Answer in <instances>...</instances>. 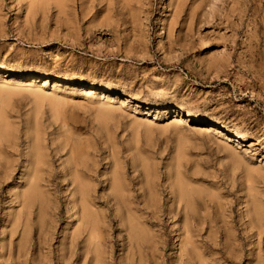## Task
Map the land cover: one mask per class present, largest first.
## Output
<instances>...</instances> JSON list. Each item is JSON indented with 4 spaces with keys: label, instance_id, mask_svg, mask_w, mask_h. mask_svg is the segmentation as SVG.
I'll return each mask as SVG.
<instances>
[{
    "label": "rangeland",
    "instance_id": "1",
    "mask_svg": "<svg viewBox=\"0 0 264 264\" xmlns=\"http://www.w3.org/2000/svg\"><path fill=\"white\" fill-rule=\"evenodd\" d=\"M0 264H264V0H0Z\"/></svg>",
    "mask_w": 264,
    "mask_h": 264
},
{
    "label": "bare ground",
    "instance_id": "2",
    "mask_svg": "<svg viewBox=\"0 0 264 264\" xmlns=\"http://www.w3.org/2000/svg\"><path fill=\"white\" fill-rule=\"evenodd\" d=\"M58 85V84H57ZM107 95V94H106ZM103 96V95H102ZM211 129V128H210ZM217 130H219V129H217ZM218 132V131H217ZM222 132V131H221ZM215 134V133H214ZM221 134V133H220ZM222 134H224L223 132H222ZM222 136V135H221ZM226 137V136H225Z\"/></svg>",
    "mask_w": 264,
    "mask_h": 264
}]
</instances>
